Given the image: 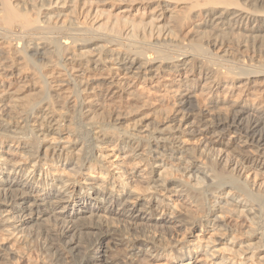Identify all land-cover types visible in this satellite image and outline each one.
Here are the masks:
<instances>
[{
    "label": "bare ground",
    "instance_id": "1",
    "mask_svg": "<svg viewBox=\"0 0 264 264\" xmlns=\"http://www.w3.org/2000/svg\"><path fill=\"white\" fill-rule=\"evenodd\" d=\"M197 94L264 147V0H0V176L20 179L0 203L29 205L0 204V264H264V156L174 132L206 118ZM169 98L178 116L151 122ZM38 201L51 227L32 232Z\"/></svg>",
    "mask_w": 264,
    "mask_h": 264
},
{
    "label": "rangeland",
    "instance_id": "2",
    "mask_svg": "<svg viewBox=\"0 0 264 264\" xmlns=\"http://www.w3.org/2000/svg\"><path fill=\"white\" fill-rule=\"evenodd\" d=\"M88 48H93V46H89ZM252 55H255V54L251 53V51L245 53V56H247V57H251ZM145 93L147 94L150 102L153 105H155V107H158V106H156L158 103L156 102L154 91L146 88ZM174 101H175L174 99H170V98L167 99V101L161 107L163 110L162 115L160 117H158L152 113L148 116V119L151 122L160 123V121L163 118H166V117L173 118L175 116H178L177 114H175L176 107H173ZM259 101L260 100H254L253 98H248L249 104L253 105V106H255L257 103H259ZM192 105L197 106L202 111H204V115L206 116L204 121L199 122V121L194 120L193 118H188V121L186 122L187 124L185 126H183L181 129L177 128L174 131L176 133L181 134L182 131L189 130L190 136H185L183 138V140H185L188 144H190L191 146H197L198 147L201 145V143L204 140H208V138H206L207 136L205 134H209L210 138L213 139V137H216L218 135V132H220V133H222L223 141L225 143L230 144L232 146L233 150H236L237 152L242 151L246 155L253 157V158L258 157L259 155L264 156V147L257 148V147L248 145L233 130H228V129L223 128V127L213 128L214 125L213 124H212V126L210 125V121L213 122V121H216L217 119H228L229 118V116H228L229 110L228 109H226L225 107L222 108L221 110H219V108H215V106L210 103V100H208V96L199 95V94L196 95V99L192 100ZM247 111L249 114L253 113L250 110H247ZM248 115H245L244 118L247 119ZM1 155L4 156V158L7 159L9 162H14V161L19 160V157L15 153H12V152H3V153L1 152ZM120 158H124L125 160H128L129 156L128 155H126V156L120 155ZM223 159H224V157H223ZM133 163L136 164L137 162L133 161ZM59 167L62 169H65V171L69 172V173L78 172V176L82 180H84V177L87 176V174H88V171H86V170L79 171L78 168L76 167L75 163H72V162H63L60 164ZM232 168H233V166L231 167V169ZM137 170L139 171L141 169L139 167H136V169L132 172V175H140V177L144 176L143 173L139 174L140 171L137 172ZM250 177H252V175ZM6 179L15 180L16 182L18 180H20L19 176H15V177L14 176H8V175L0 176V182L5 181ZM256 181H257L258 185L263 184L264 183L263 176L259 175L258 178L256 179ZM20 183H22V182H20ZM35 186L37 187V185H35ZM28 198H32V197L30 196ZM179 198H181V197L180 196L176 197V198L172 199V201L174 203H178ZM92 201L93 200L91 199L88 201L78 202L75 207L76 208H84L87 204L91 203ZM0 204L3 205L4 208H6L7 210H11V211H15L16 209H19L21 207L27 208L29 206L28 203L23 201V198L21 196L17 197V199L14 202L15 205L11 201H1ZM37 206L40 207V209L43 211V213H40L41 210L40 211L37 210ZM65 206H66V210L69 209V205H66V203H62L60 205L53 206V208H54L53 209V215L54 216L62 215V213L64 212V211H62V208ZM32 209L34 210L32 212V215H29L30 210H25L24 213H20L19 215H21L23 217L21 218V220L19 222H17V224L20 225L22 223V221L23 222L34 221L30 225V226H34L32 228L33 229L32 232L41 231L44 228L50 229L51 224L49 223V216L47 215V212H50V210L46 211L47 206H45V204L43 202L38 201V203L36 205L32 206ZM119 211L121 212V208ZM5 216H7V214H5ZM50 217H52V216L50 215ZM227 221H228V224H230L232 226L236 225V222L232 219H228ZM75 225L79 226L80 228H83V223H79L78 221L75 223ZM75 225H70L69 228H74ZM89 228L95 233L101 232L97 226H94L93 228H92V226H90ZM30 229H31V227H30ZM102 235H105V234L103 233ZM52 236H55V232H53ZM75 236L76 237H74L73 233H72L68 237H66V242L68 243V246H70V248H72V249L77 248V243L79 241V236L78 235H75ZM73 237H74V239L72 241L71 239ZM77 253L78 252L74 251L75 255ZM63 255H64V257L68 256V258L67 257L66 258L68 259V261L70 260L71 257L68 254H66L64 252ZM98 258H99V255L97 256V259ZM160 263H162V262H160Z\"/></svg>",
    "mask_w": 264,
    "mask_h": 264
}]
</instances>
